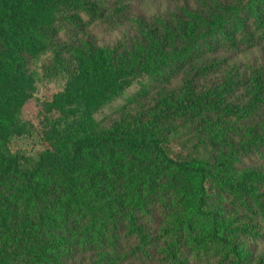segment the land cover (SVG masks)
I'll return each instance as SVG.
<instances>
[{
	"label": "trees",
	"instance_id": "1",
	"mask_svg": "<svg viewBox=\"0 0 264 264\" xmlns=\"http://www.w3.org/2000/svg\"><path fill=\"white\" fill-rule=\"evenodd\" d=\"M140 1L0 0V264H264V0ZM46 61L47 147L13 153Z\"/></svg>",
	"mask_w": 264,
	"mask_h": 264
},
{
	"label": "rangeland",
	"instance_id": "2",
	"mask_svg": "<svg viewBox=\"0 0 264 264\" xmlns=\"http://www.w3.org/2000/svg\"><path fill=\"white\" fill-rule=\"evenodd\" d=\"M199 3V0H141V6L135 14L136 16L150 19L153 15H166L186 5L197 7ZM132 33H134L132 24H128L125 28L112 34L98 35L96 33L98 36L95 39L101 45H114L131 37ZM252 56L262 57V53L257 52ZM249 59H251V55H248L242 61ZM49 65L50 61H46L43 69H41L42 66L34 68V70H37L35 97L27 102L22 110L20 119L22 123L21 130L10 142V148L13 153H21L28 157H33V155L39 154L47 147L45 133L49 130L47 128V119L50 118V113L46 112L43 103L49 100L54 93L61 90L64 84L61 78L62 75L49 77L50 73L47 71ZM137 90L138 87L136 86L130 89L124 97L103 108L97 114V118L109 117L107 121L115 119L116 110L119 106L123 105L124 100ZM173 149L178 152L176 147Z\"/></svg>",
	"mask_w": 264,
	"mask_h": 264
}]
</instances>
